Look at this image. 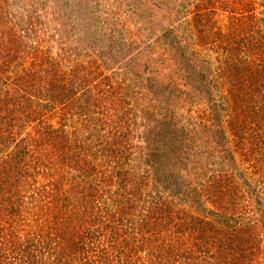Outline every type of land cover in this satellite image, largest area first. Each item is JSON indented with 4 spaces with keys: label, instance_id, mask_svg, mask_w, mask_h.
<instances>
[{
    "label": "rangeland",
    "instance_id": "obj_1",
    "mask_svg": "<svg viewBox=\"0 0 264 264\" xmlns=\"http://www.w3.org/2000/svg\"><path fill=\"white\" fill-rule=\"evenodd\" d=\"M84 262L264 264V0H0V264Z\"/></svg>",
    "mask_w": 264,
    "mask_h": 264
},
{
    "label": "trees",
    "instance_id": "obj_2",
    "mask_svg": "<svg viewBox=\"0 0 264 264\" xmlns=\"http://www.w3.org/2000/svg\"><path fill=\"white\" fill-rule=\"evenodd\" d=\"M245 129H246V128H245ZM148 234L150 235L151 233L149 232ZM86 244H87V242H84L83 244H81V245H83V246H80V247H81V249L85 248L83 252L87 254L88 250H87V245H86ZM78 245H80V243H75V242H74V247H73V249L79 250V246H78ZM77 252H78V251H77ZM84 253H83V254H84ZM83 258H85V255H83L82 259H83ZM84 260H85V259H84ZM84 264H87V262H84Z\"/></svg>",
    "mask_w": 264,
    "mask_h": 264
}]
</instances>
